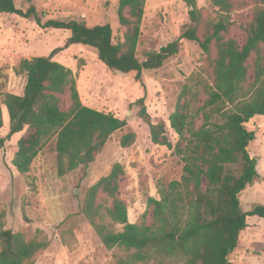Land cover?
<instances>
[{"label": "trees", "instance_id": "1", "mask_svg": "<svg viewBox=\"0 0 264 264\" xmlns=\"http://www.w3.org/2000/svg\"><path fill=\"white\" fill-rule=\"evenodd\" d=\"M189 22L179 39L159 50L138 57V41L146 0H118L117 17L122 39L114 42L110 24L88 26L83 19L42 20L31 0L26 9L15 0H0V13L31 18L44 28L66 29L64 46L46 56L22 58L16 68L25 75L21 94L5 92L2 102L9 116V129L0 138V148L13 134L21 132L12 159L25 174L39 151L52 139L57 174L64 175L80 165L87 166L103 149L110 136L127 124L112 112L84 105L73 71L53 59L72 44L92 48L111 71L135 72L145 91L142 70L159 68L180 50V39L196 41L206 54L209 75L193 73L183 83L168 120L178 135L172 145L163 122H153L144 99H137L138 117L147 124L153 143L173 148L183 163L178 180L157 184L158 198L147 197L139 223L129 222L127 205L118 196L119 163L87 191L81 214L103 245L131 250L137 264H232L229 255L238 245L247 217L264 218V204L244 211L239 195L259 176L257 159L250 156L254 130L246 127L255 116L264 115V0L251 1V19L243 26L245 40L239 44L226 37L232 25L237 0H210L215 16L206 17L196 0H184ZM214 49V54L212 53ZM253 56L252 64L247 63ZM3 126L0 107V128ZM135 133L120 137L123 147L131 145ZM120 224L113 230L110 224ZM5 211L0 209V264H34L39 251L50 245L42 230L31 237L24 231L5 229Z\"/></svg>", "mask_w": 264, "mask_h": 264}, {"label": "rangeland", "instance_id": "2", "mask_svg": "<svg viewBox=\"0 0 264 264\" xmlns=\"http://www.w3.org/2000/svg\"><path fill=\"white\" fill-rule=\"evenodd\" d=\"M15 1L22 9L29 5L27 0ZM237 1L240 5L232 13L233 23L226 37L241 44L245 40L243 26L251 19L252 4L250 0ZM31 3L43 21L83 19L88 26L108 23L114 42L122 39L118 0H31ZM196 3L206 17L215 16L210 0H196ZM188 10L184 0H146L137 46L140 60L146 51H157L179 39L189 22ZM70 34L66 29L41 27L31 18L0 13V107L4 122L0 138L9 129L3 94L23 92L25 75L16 71L20 60L48 55L54 48L64 46ZM180 44L179 52L162 66L142 70L145 91L135 79V72L124 74L109 70L90 47L72 44L53 56L73 71L84 105L112 112L127 124L110 136L93 162L64 175L57 174L54 139L39 151L25 174L12 165L16 137L6 140L0 148V209L5 211L4 228L24 231L28 237L39 229L50 240V245L39 251L34 264H137L130 260L131 250L117 246L106 248L80 210L90 186L107 175L115 163L123 167L118 196L126 203L127 217L132 223L141 222L148 196L158 198L160 179L169 182L180 178L182 161L173 148L151 141L147 124L137 115L139 105L133 104L145 96L144 104L152 121L165 124L167 135L175 145L178 135L171 129L168 117L175 108L181 87L193 73L206 77L210 73L206 54L196 41L182 38ZM252 61L250 56L247 63ZM246 127L255 132L248 151L257 159L259 176L239 195L244 211L264 204V115L253 117ZM131 131L135 133L134 142L121 146L120 137ZM247 224L229 260L232 264H264V218L248 216ZM110 227L120 230L122 225L110 224Z\"/></svg>", "mask_w": 264, "mask_h": 264}, {"label": "crops", "instance_id": "3", "mask_svg": "<svg viewBox=\"0 0 264 264\" xmlns=\"http://www.w3.org/2000/svg\"><path fill=\"white\" fill-rule=\"evenodd\" d=\"M3 115V114H2ZM4 123V122H3ZM21 136V132L15 133L12 135V137H16L15 139L18 140V138Z\"/></svg>", "mask_w": 264, "mask_h": 264}]
</instances>
